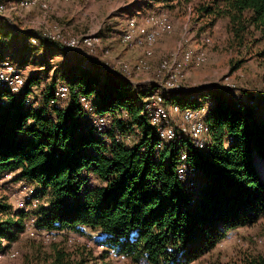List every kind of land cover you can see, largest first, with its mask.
Instances as JSON below:
<instances>
[{
    "label": "trees",
    "instance_id": "1",
    "mask_svg": "<svg viewBox=\"0 0 264 264\" xmlns=\"http://www.w3.org/2000/svg\"><path fill=\"white\" fill-rule=\"evenodd\" d=\"M196 9L212 25L227 17L241 44L256 32L264 42V0H200ZM7 36L0 27V54ZM23 45L41 52L45 62L70 55L34 31L25 33ZM13 62L22 68L27 60ZM61 63L65 68L54 75L61 80L55 79L43 104L33 102L30 92L40 81L37 75L18 95L0 91V176L18 172L20 179L50 191L36 233L87 227L104 234L98 243L104 257L191 264L229 231L264 217V172L256 165L257 158L264 161V97L249 105L218 88L163 91L168 107L202 112L209 131L204 148H198L187 134L174 141L157 134L146 107L158 85L134 86L127 73L119 75L78 52ZM61 85L67 98L54 105ZM28 210L14 209L0 193V250L26 230L22 211ZM52 250L50 264H93L94 253L85 247L69 251L59 243Z\"/></svg>",
    "mask_w": 264,
    "mask_h": 264
},
{
    "label": "rangeland",
    "instance_id": "2",
    "mask_svg": "<svg viewBox=\"0 0 264 264\" xmlns=\"http://www.w3.org/2000/svg\"><path fill=\"white\" fill-rule=\"evenodd\" d=\"M0 1H5L0 4V14L6 10H28L23 12V16L28 20L26 26L31 28L29 30L41 36L46 33L61 34L64 41L74 40L78 45L76 48L82 51L73 50L70 55L65 54V59L60 56L45 62L41 52L22 44H11L7 48L5 60L14 63L26 57L27 62L20 68L26 81L33 75L40 77V81L30 88L33 102L38 104L41 100L43 104L45 93L55 88V79L57 82L61 80L62 76H54L56 72L61 74L62 68H65L61 62L77 52L91 56L100 48H103L100 53L102 60L112 61L114 56L120 54L117 65L128 77L144 72L156 78L160 82L159 88L153 93L156 95L192 86L231 91L249 105L264 97V42L259 33L248 34L241 44V41L234 38L227 17L219 18L212 25L210 17L197 11L200 0L188 3L168 0ZM32 8H39L41 12L29 10ZM162 25L166 28L158 29ZM116 26L119 28L116 29ZM142 26L156 32L153 45L141 43L137 31ZM129 33L132 35L130 40L126 39ZM108 36L114 38L115 46L106 45L105 38ZM157 45L164 46V49L159 51ZM189 50H202L205 53L204 61L201 64L186 62L183 56ZM128 51L139 52L140 56L136 60L123 57V53ZM163 64L168 66L167 70L162 67ZM172 75L177 81L174 86L168 85ZM252 97L254 99L250 100ZM166 109L171 116L172 126L188 124L182 118V112L174 111L173 105ZM260 113L264 114V108ZM256 165L260 172H264L263 160L257 158ZM192 181V186H195L194 179ZM0 187V193L9 198L14 209H29L22 211L27 214L26 230L12 245L0 250V264H50L53 246L59 243L69 251L77 247L92 250L93 264H136L130 258L114 254L104 257L103 245H98L101 238H104L100 230L83 227L70 232L63 230L62 234L56 235L41 230L32 236L28 227L31 226L34 231L38 229L37 219L42 209L49 205L50 191L20 179L18 172L0 176ZM234 230L229 231L211 251L191 264H264V217L252 226Z\"/></svg>",
    "mask_w": 264,
    "mask_h": 264
},
{
    "label": "bare ground",
    "instance_id": "3",
    "mask_svg": "<svg viewBox=\"0 0 264 264\" xmlns=\"http://www.w3.org/2000/svg\"><path fill=\"white\" fill-rule=\"evenodd\" d=\"M24 1L25 2L28 1L31 3H35V2L41 3L45 0H24ZM165 28L166 26L162 25V27L158 29L164 30ZM137 32L141 36L140 37L141 43H144L146 45L148 44L150 46L153 45V42L156 39V32L148 30L143 26ZM42 37L52 40L54 42H59L64 47L70 50H74V48L78 46L74 40L64 41L61 34L46 33L42 35ZM131 38L132 35L129 33L126 39L130 40ZM32 41L37 42L36 38H33ZM183 57L186 60V62L201 64L204 61L205 53L202 50H198V51L189 50L184 53ZM162 67L165 68V70L168 69V66L166 64H163ZM0 70H2V74H0V91L8 90L15 95H18L20 92H22V90L26 85V79L24 78L20 68H18L16 64L3 59L0 60ZM16 81H19L18 89L15 84ZM176 83L177 81H175V76L173 75L170 76L168 85L174 86ZM65 98H67V90L64 85H61L60 89L58 90L57 98L52 101V104L57 105L58 100H62ZM31 101L32 100L30 98H27V100L25 101L26 105H30L32 103ZM81 101L83 104L85 103L84 106L87 110L91 109L89 103H87V101L84 98H82ZM164 108H165V113H164ZM166 108L167 105L165 104V99L160 94L153 96L151 104H149L146 107V111L149 113L151 117V124L155 127L159 137L164 141H174V140H179L184 134H187L189 135V137L191 138V140L193 141L196 147L203 148L206 144L205 137L209 131V127L205 122V120L203 119L202 112L189 108H182L177 104H173L174 111L182 112V116H183L182 118L188 122V124L182 123L183 125L173 128L174 126H172L170 123L171 116ZM197 115H199L198 120H197ZM168 122L170 123V125L168 124ZM185 160H186V155H183L182 161ZM182 170L186 171V169L184 168ZM181 178L182 179L184 178L183 174L181 175Z\"/></svg>",
    "mask_w": 264,
    "mask_h": 264
},
{
    "label": "crops",
    "instance_id": "4",
    "mask_svg": "<svg viewBox=\"0 0 264 264\" xmlns=\"http://www.w3.org/2000/svg\"><path fill=\"white\" fill-rule=\"evenodd\" d=\"M15 1H18V0H14L13 2H15ZM4 2L5 1H0V4L4 3ZM63 2H69V0L68 1L63 0ZM29 10H32V11L36 10V11L41 12L39 8H32V9H29ZM26 11H28V10H18V11L6 10L4 13L0 14V27H3L5 33H8L6 47H5V50H3L2 53L0 54V59H4L5 58L4 57L5 56V52H6L7 48L11 44H22L23 45V40H24L25 33H27L28 31H31V30H29L31 28L26 26L27 23H28V20L25 19L24 16H23V12L25 13ZM149 13L150 12H148V14ZM115 28L118 29L119 26H116ZM105 39H107V40H105L106 45L109 44L111 46H115V43L112 40V39H114L113 37H109L108 36ZM156 49H159V51H161V49H164V46H162V45L158 46L157 45ZM64 50L66 52H68V53L74 52L73 50H69V49H66V48H64ZM99 50L95 51V53L91 54L92 59L94 61H96L98 64H100V65L112 70L113 72L123 76L124 75L123 71L117 65L118 62H119V61L117 62V57L120 54H117V56L113 57L114 61L113 60L112 61H106V60H102V56H100V53H102L103 48H100ZM139 56H140L139 52L128 51V52H124L123 53V57H128V58H131V59L138 58ZM56 57H59V56H56ZM128 80L134 86H140V85L143 86V85H150V84L158 85V81H157L156 78H153L151 75H149L148 73H144V72L136 73V74L134 73L130 77H128ZM191 87L192 86H187L185 88L186 89L187 88L190 89ZM233 231H235V230H233ZM6 243L7 242H5V244Z\"/></svg>",
    "mask_w": 264,
    "mask_h": 264
},
{
    "label": "built area",
    "instance_id": "5",
    "mask_svg": "<svg viewBox=\"0 0 264 264\" xmlns=\"http://www.w3.org/2000/svg\"><path fill=\"white\" fill-rule=\"evenodd\" d=\"M55 41H57V40H55ZM74 50H75V51H80V50H78L77 48H74ZM80 52H82V51H80ZM86 52H87V51H86ZM86 52H85V54H86ZM88 55H90V54H88ZM0 74H2V70H0ZM18 82H19V81H16V82H15V84H16V86H17V89H18ZM158 84L160 85V82H159ZM148 100H150V98H149ZM146 101H147V100H146ZM164 113H165V108H164ZM198 118H199V115H197V120H198ZM173 128H176V126L173 127ZM16 204H18V203H16ZM28 231H29L30 233H36V231H34V230L31 229V226L28 227ZM44 231H46V230H44ZM47 233H48V234H53V232H49V231H47ZM6 257H7V256H6Z\"/></svg>",
    "mask_w": 264,
    "mask_h": 264
},
{
    "label": "water",
    "instance_id": "6",
    "mask_svg": "<svg viewBox=\"0 0 264 264\" xmlns=\"http://www.w3.org/2000/svg\"><path fill=\"white\" fill-rule=\"evenodd\" d=\"M197 88H199V87H193V88L191 87L190 89H197Z\"/></svg>",
    "mask_w": 264,
    "mask_h": 264
}]
</instances>
